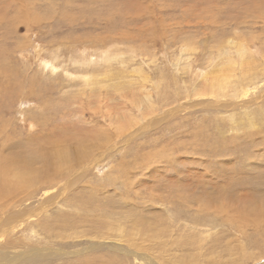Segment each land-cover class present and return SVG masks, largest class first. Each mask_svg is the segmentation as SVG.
<instances>
[{
	"label": "rangeland",
	"instance_id": "374dc122",
	"mask_svg": "<svg viewBox=\"0 0 264 264\" xmlns=\"http://www.w3.org/2000/svg\"><path fill=\"white\" fill-rule=\"evenodd\" d=\"M263 2L264 0H0V64L8 69L7 74L0 75V88L7 86L0 89V129L4 128L10 134L15 133V138L23 140L29 136V122L36 115L46 116V124H39L43 129H35L39 135L53 133L55 127H61L60 124H69L72 128L74 125L91 127L96 121L103 120L104 116L108 117L110 111L111 114L122 115L125 111L121 107L124 103L123 95H119L121 91L115 92L114 88H107L106 85L100 97V107V104L96 107L88 101L91 100V92L88 90L85 95L79 94L78 104L73 103L81 84L77 77H67V72L78 75L83 68L76 62L84 59L87 61L92 58L90 70L102 68L103 65L111 66L114 71L127 72L125 78L120 76L122 82H119L129 80V83L124 82L121 85L126 89L131 86L136 94L144 78L149 90H155L154 86L160 82L164 90L172 94L173 78L189 83V79L200 69H209V59L216 55L223 39L235 33L236 25L240 29L238 33H241V37L249 40L248 42L256 38L257 45H261L264 37ZM250 36L254 38L251 39ZM254 47L256 46L252 50L256 51L257 48ZM105 54L109 57L107 62H104ZM115 57L119 62L113 60ZM187 65H192V68L188 67L191 68L188 70ZM140 66L142 70L138 69ZM7 75L9 78L5 77ZM7 79H11L12 84H18L12 88V85H7ZM261 88H264V84ZM173 101L172 98L171 102ZM92 102L96 104L97 100ZM126 103L130 105L129 102ZM261 103V107L258 105L259 110L264 109L263 102ZM84 106L87 109L84 118L86 121L90 119L88 122H94L93 124L88 125L86 121L78 124L81 121V111L77 110ZM203 108L194 112L187 111L161 123L158 128L146 130L133 143L115 153L110 160H106L104 168L94 171L90 179L93 184L89 185L88 180L80 181L73 191L85 197L95 185L106 182L109 178V181L116 178L118 171L126 172L133 168L134 171L137 169L135 179L140 182L130 187L139 190L138 193L142 192L141 196L145 199L147 195H151L146 192L149 188L158 186L162 189L170 182L169 177H178L185 184L181 187L196 190L201 202L209 204L207 209L212 207V202V210L225 212L228 209L224 210V207H228L234 215H237L235 210L245 208L249 211L252 205H262L264 212V123H260L262 115L260 112L256 114L253 120L257 124L251 127L247 121L250 115L230 120L226 118L228 111L224 113ZM233 127L237 131L232 132ZM163 157L167 160H163ZM145 163L147 164L144 166ZM180 173L182 175H177ZM170 183L174 186L179 184L176 179ZM118 189L116 193L120 191ZM164 192L165 197H170L167 199L168 205L160 207L158 211L151 209L148 216H153V220L173 230L169 233L174 235L169 239L170 243L187 239L186 237L190 240L194 236L192 244L200 238L203 239V244L206 240L209 243L215 238L221 242L218 244L220 248L214 251L217 254L214 261L205 258L212 254V246H207L204 252H199L201 249L193 246L190 258L187 257V250H184L187 253L179 251L175 255L170 254L179 257L180 262L174 259L175 261L180 264H264V216H252L255 220L263 221L259 226L251 221L250 225L249 220L244 223L249 239L257 243L254 246L249 245L246 252H241L237 246L241 240L237 241L236 238L239 234L234 229L223 227L225 223L222 218H214V214L204 211V208L193 202L189 203L190 206L180 202L171 187H165ZM98 195L103 197L104 207L115 201L123 204V198L126 197L121 196L122 193L116 196L105 189L99 191ZM135 198L136 194L132 199ZM136 202L139 208H134H138V211L142 202ZM71 212L77 213L75 210ZM239 212L242 215L241 210ZM195 219L202 224L201 227L193 221ZM237 221L240 222L238 219ZM213 222L217 224L216 228L212 226ZM256 226L261 230H255ZM211 229L209 232L213 236L210 238L205 231ZM224 231L228 234L222 235ZM232 240H236L233 245L227 244ZM82 248L84 246L79 245L73 249L80 251ZM102 249L90 252L91 257L84 260L90 264H103L91 258L112 256L119 261L122 253ZM183 257L188 258L186 263ZM82 259L71 256L56 264H82ZM161 263L173 264V261ZM122 264H125L124 261ZM135 264L143 263L136 261Z\"/></svg>",
	"mask_w": 264,
	"mask_h": 264
},
{
	"label": "bare ground",
	"instance_id": "6f19581e",
	"mask_svg": "<svg viewBox=\"0 0 264 264\" xmlns=\"http://www.w3.org/2000/svg\"><path fill=\"white\" fill-rule=\"evenodd\" d=\"M262 10L264 16V2L262 3ZM236 26V29L234 28L235 33L227 35L222 43L219 44L216 55H212L209 59L207 65L209 69L205 70L206 67H204L205 69H200L199 72L189 79V83L185 80L181 81L175 77L173 78L174 92L172 94L167 93L160 82L154 86L155 90H149L148 85L145 83V78L141 88L138 89V94H136V90H132L131 86L126 89L121 85L129 80L125 81L124 79L123 83L119 82L122 79L120 76L122 75L125 78L127 72L114 71L111 66L103 67V65H101L102 68L98 67L90 70L91 67L89 68V65L93 62L92 58L87 61L85 59L84 61L80 60V62L77 60L76 64L83 68L82 71L78 75L72 74L73 72H67V77L70 79L77 77L80 81L79 84H81L80 87L78 86L77 96H74L75 101L73 103L78 104L77 97L85 95L88 90L91 92V100L88 101H91L90 103L96 107L97 104H100V107V97L106 85L107 88L108 86L112 87V89L114 88L115 92L121 91L119 95H123L124 102L121 107L125 111H123L122 115L118 113L111 114L110 111L107 114L108 117L104 116L105 118L100 122L96 121L97 124L92 121L93 124L88 122L90 119L85 120L84 116H86L85 111L87 109L84 106V108L81 107L80 110H77L81 111V121L78 124L86 121L88 125L93 124L91 127L74 125L72 128V125L60 124L61 127H55L53 133L40 135L35 132V129L40 127L39 124L43 126L46 124V116L36 115L29 122V136L24 137L25 139L23 140L15 138V133L10 134L4 128L0 129V264H56L67 258L69 259L71 256L82 257L83 259L80 261L82 264H90L84 259H89L91 257L89 253L100 248H103L102 250L104 251L122 253L119 261L112 256L105 258L100 256L101 258L98 259L91 258V260H99L103 264L109 262L122 264L123 261L125 264L127 262L135 264L136 261H140L143 264H162L161 262L171 263L173 261V264H180L175 261L179 260L180 262L179 257L171 255L187 250L189 252L187 257L190 258L192 257L193 246L199 247L201 249L199 252H204L207 246H212V254L207 255L205 258L208 261L210 259L214 261L217 258V254L214 251L218 247L220 248L219 245L221 243L217 238L212 239V242L210 241L209 243L205 239L204 244L202 238L192 244L195 236L190 237V240L186 237L188 241L187 239H179L170 243L169 239L174 237L173 234H169L172 229L164 227L157 220H153L152 215V217L148 216L151 209L158 211L160 207L168 205L169 201L167 199L170 197H165V187L173 188L177 194L175 197H179L180 202L182 201L187 206L190 202H193L204 208V211L214 214V218H222L225 223L222 225L223 227L226 226L229 230L234 229L239 234L236 238L237 241L241 240V243L238 242L239 244L237 245L241 252L245 251L249 245L254 246L257 243V241L249 239L244 223L249 220L250 225L252 222H256L257 226H259V223L263 221L255 220L252 216H264L262 205H252L249 211L245 208H239L235 210L238 216L232 214L228 207H224V210L228 209L225 212L212 210V202H210L212 207L207 209L209 204L201 202L196 190L192 188L186 190L181 187L185 186V184L178 177H169L168 179L170 182L176 179L179 182L176 186L169 182L162 189L158 186L149 188L146 192L151 195H147L146 199L141 196V194L143 195L142 192H139V194L137 192L139 190L131 189L132 186H136V183L140 182L135 179L138 172H136L137 169L134 171L132 167L130 170L127 169L126 172L118 171L116 173L117 177L111 181H109V178L106 182L102 181L103 183L95 185L93 190L85 197L73 191L80 181L88 180L89 185L93 184L90 179L94 171H100V168H104L106 160L113 158L115 153L133 143L146 130L158 128L161 123L187 111L194 112L201 107L224 113L228 111L226 118L230 120H234L233 118L235 117L241 118L242 116L250 115L247 121L251 127L256 126L257 123L253 118L260 112L262 115L260 123H264V109L259 110V106L261 107L262 105L261 102L264 105V88H261L264 84V37L261 39V45L258 46L256 38L253 39L254 37L250 36L253 40L248 42L249 40L246 41L247 39L241 37V33H238L240 29H238V25ZM253 46H256L254 47L257 48V50L255 49L256 51L252 50ZM103 57L106 58L104 62L109 61L107 54ZM118 57H120V54ZM54 58L57 57L54 56ZM121 59L124 60L123 58ZM113 60L116 63L119 62L116 57ZM191 66L187 65L185 67ZM84 67H88L89 70ZM185 67L183 68L185 69ZM141 68L142 66L138 69L142 70ZM191 68H188V70ZM175 70L177 73L178 66L175 67ZM7 72L8 69L1 67L0 64V75L7 74ZM5 77L9 78L8 75ZM10 80L7 79V85H12V88L18 84H12ZM34 83L36 84V82ZM166 87L169 88L168 85ZM2 88L5 89L7 86H2L0 89ZM260 89L262 91L258 93L257 91ZM108 94L110 96V93ZM172 98L174 99L173 103L171 102ZM93 100H97L99 103L96 102L95 104L92 102ZM126 102H129L130 105ZM239 109L241 111H238ZM68 119L70 118L68 117ZM239 124L242 125L241 122ZM41 128L43 129V127ZM231 131L235 132L237 130L233 127ZM165 158L163 157V160H167ZM159 159L161 160V158ZM148 168L150 167L148 166ZM177 175L180 176L182 173ZM118 186L123 188L119 187L118 189ZM104 189L114 193L116 196L121 193V196H126L123 198V204L115 201L114 203H109L108 207H104L103 197L98 195V192ZM117 189L120 190L118 193H116ZM135 194L136 198L133 200L132 198ZM136 201L142 202L140 211H137L139 205ZM134 206L138 208L135 209ZM74 210L77 213L71 212ZM239 210H241L242 215ZM232 212L234 211L232 210ZM223 216H225V219H223ZM179 218L182 217L180 216ZM193 221L201 227L202 224L200 225L196 219ZM212 226L216 228L217 224L213 222ZM257 226L255 230L260 231L261 229ZM209 231H212V229L205 232L207 237L211 238L213 233L211 235ZM226 232L224 231L221 234L227 235L228 232ZM235 241L232 240V242L230 241L227 244L233 245ZM180 243L181 245L178 246ZM79 245H83L84 248L80 251H75L73 248ZM183 260L186 263L188 258L183 257Z\"/></svg>",
	"mask_w": 264,
	"mask_h": 264
}]
</instances>
